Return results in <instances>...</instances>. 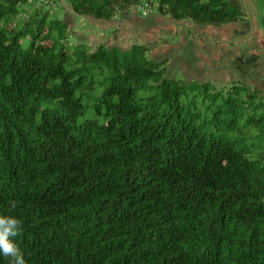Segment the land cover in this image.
<instances>
[{
  "label": "trees",
  "instance_id": "16d2710c",
  "mask_svg": "<svg viewBox=\"0 0 264 264\" xmlns=\"http://www.w3.org/2000/svg\"><path fill=\"white\" fill-rule=\"evenodd\" d=\"M62 1L246 19L239 0ZM51 5L0 0V216L25 264H264V92L168 77L156 43L71 44Z\"/></svg>",
  "mask_w": 264,
  "mask_h": 264
},
{
  "label": "crops",
  "instance_id": "0c3cea01",
  "mask_svg": "<svg viewBox=\"0 0 264 264\" xmlns=\"http://www.w3.org/2000/svg\"><path fill=\"white\" fill-rule=\"evenodd\" d=\"M239 2L246 19L221 26H197L176 21L152 8L146 17L129 11L109 21L74 14L73 31L78 44L91 46L107 43L129 49L136 42L142 45L156 43L148 54L166 59L171 77L190 81L206 79L214 83L215 79L226 77L229 74L226 66L232 67L233 61L240 59L238 55L254 44L250 27L246 25L252 20L246 6H255L253 14L264 17V0ZM84 24L88 27L80 29Z\"/></svg>",
  "mask_w": 264,
  "mask_h": 264
},
{
  "label": "rangeland",
  "instance_id": "374dc122",
  "mask_svg": "<svg viewBox=\"0 0 264 264\" xmlns=\"http://www.w3.org/2000/svg\"><path fill=\"white\" fill-rule=\"evenodd\" d=\"M35 1L37 3L41 2V0ZM51 7L56 16L67 23L68 27H65L61 31L63 35L65 36L66 34L70 33V36L67 37V40L71 44L77 45L79 43V40L73 31V28L75 27V19L69 4L63 1L61 2V4H58V2H55L54 0V3L51 5ZM254 8L255 6H246V9L250 12L252 19L251 22L247 23L246 25L250 27V31L252 33L251 36L253 38L251 42L254 44L249 45L246 50L238 55V58H240L243 63L241 66L242 69L238 71L231 66H226V71L229 74H227L224 78L215 79L214 83L216 85L220 86L233 80H240L244 81L249 86L260 89L264 92V17L263 14H253ZM63 21H60L59 24H63ZM187 23L191 24V22ZM85 26L88 27V25L84 24L80 29L85 28ZM69 27L71 28V30ZM150 57L154 60L160 61V59L156 55L150 54ZM168 70L169 69H167L166 67L165 75L171 77ZM177 75L180 76V73ZM184 81L190 80L184 79ZM195 81L201 82L209 80L195 79Z\"/></svg>",
  "mask_w": 264,
  "mask_h": 264
},
{
  "label": "clouds",
  "instance_id": "9594fccd",
  "mask_svg": "<svg viewBox=\"0 0 264 264\" xmlns=\"http://www.w3.org/2000/svg\"><path fill=\"white\" fill-rule=\"evenodd\" d=\"M20 229L15 216H0V257L9 258V264H25L24 254L14 239Z\"/></svg>",
  "mask_w": 264,
  "mask_h": 264
},
{
  "label": "built area",
  "instance_id": "2783aa9c",
  "mask_svg": "<svg viewBox=\"0 0 264 264\" xmlns=\"http://www.w3.org/2000/svg\"><path fill=\"white\" fill-rule=\"evenodd\" d=\"M29 3L32 5H38L39 3L53 4L54 0H41L39 3H37L35 0H29ZM135 10L140 16H147L151 10V5L148 2L137 4L135 6Z\"/></svg>",
  "mask_w": 264,
  "mask_h": 264
}]
</instances>
